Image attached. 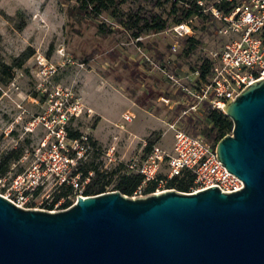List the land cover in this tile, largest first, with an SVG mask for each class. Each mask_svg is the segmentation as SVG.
Returning a JSON list of instances; mask_svg holds the SVG:
<instances>
[{"label":"rangeland","instance_id":"obj_1","mask_svg":"<svg viewBox=\"0 0 264 264\" xmlns=\"http://www.w3.org/2000/svg\"><path fill=\"white\" fill-rule=\"evenodd\" d=\"M213 2L201 1L202 15L193 14L181 22L190 33L177 35L171 27L181 15L171 0H122L115 5L119 14L130 11L146 17L154 13L166 21L163 30L145 31L133 39L110 10L96 16L82 10L76 0H0V63L4 64L0 65V161L20 153L17 159L10 158L0 178V194L14 195L9 190L11 180L29 169L35 153L42 150L38 145L45 128L38 124L29 131L27 122L45 108L57 107L61 93L80 97L83 83L85 97L101 115L83 113L71 119L68 128L87 137L89 147L81 154V167H97L100 180L107 183L105 191L114 188L121 174L134 172L128 165L143 158L148 145L170 151L173 130L168 124L201 135L198 131L206 114L197 115L193 129L186 118H176L174 105L160 97L180 98L169 75L181 79L233 38L225 32L227 22L213 15ZM187 36L196 40L190 54L183 51ZM16 58L21 60L19 66L14 65ZM126 110L133 114L129 121L121 117ZM165 172L162 163L159 174ZM80 182L62 196L66 189L58 188L49 177L28 196L24 207L63 209V202L83 195L88 179ZM140 190L130 197L147 195ZM58 195L51 209H46Z\"/></svg>","mask_w":264,"mask_h":264},{"label":"water","instance_id":"obj_2","mask_svg":"<svg viewBox=\"0 0 264 264\" xmlns=\"http://www.w3.org/2000/svg\"><path fill=\"white\" fill-rule=\"evenodd\" d=\"M222 112L232 128L215 154L241 188L111 190L55 211L0 194V264H264V76Z\"/></svg>","mask_w":264,"mask_h":264},{"label":"built area","instance_id":"obj_3","mask_svg":"<svg viewBox=\"0 0 264 264\" xmlns=\"http://www.w3.org/2000/svg\"><path fill=\"white\" fill-rule=\"evenodd\" d=\"M211 11L217 18L227 22L225 32L232 34L233 38L224 43L217 52L207 56L211 63L204 79L199 77L197 69L184 74L181 79L169 75L181 97L175 100L168 97L160 99L164 103L180 105L177 119L189 114H202L204 101L212 108L222 111V104L229 97L234 98L246 85L264 76V0H237L236 5L228 13L213 7ZM171 30L177 35L190 33L186 23L175 24ZM180 80H185V83ZM59 96L60 102L57 107H47L27 122L26 128L29 131L38 124L43 125L45 134L38 145L42 150L35 153L31 167L17 173L11 180L9 190L14 195L12 196L9 191L1 194L17 206L24 207L28 196L35 194L49 177L58 185L65 183L78 187L81 184L77 180L78 173L74 171L81 154L89 145L85 136L69 138L67 128L71 119L89 113L91 109L73 92L68 91ZM132 116L133 114L127 110L121 114L127 121L131 120ZM168 126L173 130L170 151L152 145L143 158L128 165L134 172L142 175L141 184L134 190V195L151 181L155 182V188L150 193L171 189L166 188L167 180L181 177L186 173L191 176L189 193L212 185H217L221 192L242 187V181L227 171L216 158L215 144L201 135L187 134L175 123ZM162 163L166 167V172L162 177H158ZM75 199L65 208L72 205Z\"/></svg>","mask_w":264,"mask_h":264},{"label":"trees","instance_id":"obj_4","mask_svg":"<svg viewBox=\"0 0 264 264\" xmlns=\"http://www.w3.org/2000/svg\"><path fill=\"white\" fill-rule=\"evenodd\" d=\"M79 3V6L82 10H88L94 15L98 16L103 11H109L110 16L119 24L126 32L130 30L128 35L133 39H137L139 35L145 31H161L165 28L166 21L157 14H149L146 17H140L136 12H125L122 14L117 13L115 5L120 3L122 0H76ZM169 1V0H165ZM201 1L205 0H171L172 6L177 5L176 9L180 11L181 17H179L175 22L176 24L181 23L189 16L196 14L202 15V6L200 5ZM237 0L231 1H215L212 3V7L217 10L228 13L234 5H236ZM175 7H173V10ZM117 30V29H116ZM185 42L188 43L187 47L183 49L186 54H190L192 49L195 46L196 40L192 36H187ZM90 55L85 57L87 60ZM21 63L20 58H16L14 61L15 66H19ZM211 61L205 57L202 62L197 65L195 68H191L190 71L197 69L199 71V77L204 79L209 72ZM1 66H4L3 63H0ZM203 114H206L205 123L202 125L198 131L201 136H203L208 141H211L212 144H215L218 139L231 131L232 122L231 120L219 109L211 108L210 105L204 101L202 103ZM175 108L179 111L180 105H176ZM177 116V114H176ZM197 115L189 114L183 118L187 119L188 124H190L193 129L197 124L196 122ZM181 119V118H180ZM68 137L71 139L79 138L81 135L77 130H71L67 128ZM196 133L195 130L193 131ZM92 144V143H90ZM149 149L152 145H148ZM17 152L13 157H5L0 161V178L5 176V173L8 170V164L10 158L17 159L19 156ZM82 162L79 160L77 168L74 173H78L81 180L87 178L88 182L83 189V195H93L105 192L106 182H103L99 178V170L95 166L81 167ZM91 172V174H90ZM158 177H162V174H158ZM142 175L137 172L123 173L120 175L119 180L114 185L112 190H118L120 193L130 196L134 190L141 184ZM191 182L190 174L186 173L181 177H173L166 182V188L175 189L177 191L188 192ZM58 188H65V192L61 193L62 196H65L70 193L72 186L69 184H60ZM155 188V182L151 181L147 183L142 189L144 194L152 192ZM58 195L50 204L47 205L46 209H51L52 204L55 200L61 196ZM70 202L65 201L62 203L61 208H65L69 205Z\"/></svg>","mask_w":264,"mask_h":264},{"label":"crops","instance_id":"obj_5","mask_svg":"<svg viewBox=\"0 0 264 264\" xmlns=\"http://www.w3.org/2000/svg\"><path fill=\"white\" fill-rule=\"evenodd\" d=\"M84 85V83H83ZM81 86V92H80V98L82 100V102L84 103V105L88 108L91 109L92 112L98 114V115H101L100 112L95 108V106L85 97V94H84V86ZM95 85H99L97 82H95ZM126 98V97H125ZM129 102H131L128 98H126ZM132 103V102H131ZM123 113V112H121Z\"/></svg>","mask_w":264,"mask_h":264}]
</instances>
